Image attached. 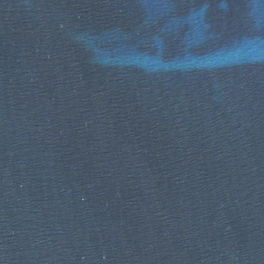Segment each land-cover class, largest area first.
<instances>
[{
    "label": "water",
    "instance_id": "obj_1",
    "mask_svg": "<svg viewBox=\"0 0 264 264\" xmlns=\"http://www.w3.org/2000/svg\"><path fill=\"white\" fill-rule=\"evenodd\" d=\"M0 264H264V0H0Z\"/></svg>",
    "mask_w": 264,
    "mask_h": 264
}]
</instances>
